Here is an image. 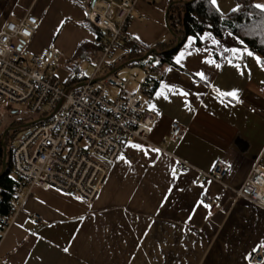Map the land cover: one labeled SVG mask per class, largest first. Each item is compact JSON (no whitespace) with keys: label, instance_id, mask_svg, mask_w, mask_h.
Returning a JSON list of instances; mask_svg holds the SVG:
<instances>
[{"label":"crops","instance_id":"0c3cea01","mask_svg":"<svg viewBox=\"0 0 264 264\" xmlns=\"http://www.w3.org/2000/svg\"><path fill=\"white\" fill-rule=\"evenodd\" d=\"M217 4L223 14L237 7L235 0ZM170 5L169 0H137L129 28L137 44L155 51L156 44L172 42L166 16ZM27 13L38 18L39 26L21 46L25 58L48 46L71 60L91 62L99 56L96 32L83 26L80 0H0V30ZM42 27L50 31L40 39ZM239 40L229 31L217 36L206 30L198 40L186 37L173 62L160 66L157 84L143 99L142 108L156 114L150 144L126 140L90 204L56 188L34 186L0 236V264H264V257L257 263L245 259L264 242V206L233 193L256 162L264 166V64ZM234 47H247L253 56L228 51ZM124 49L107 57L112 58L103 67L109 63L112 69L93 82L107 73L133 70L141 78L142 68L128 64ZM92 74L75 84L73 76L85 75L59 82L80 85ZM233 89L239 102L217 91ZM172 122L182 130L177 140L167 141ZM180 162L188 166L180 170ZM218 162L226 166L219 182L196 181L199 172H210ZM205 197L218 206L205 207ZM33 214L41 221L35 222Z\"/></svg>","mask_w":264,"mask_h":264},{"label":"built area","instance_id":"2783aa9c","mask_svg":"<svg viewBox=\"0 0 264 264\" xmlns=\"http://www.w3.org/2000/svg\"><path fill=\"white\" fill-rule=\"evenodd\" d=\"M80 1L85 18L101 33L98 60L91 61L92 78L80 85L66 87L56 78L53 71L59 53L54 47H44L29 58L23 56L21 46L38 26L35 15L27 13L18 22H6L1 27L0 101L9 106L24 105L35 117L10 151L11 169L20 183L12 191L10 215L0 222V236L34 186L56 188L90 204L124 142L137 139L150 144V126L156 114L142 108V102L156 85L159 68L150 62L142 68L140 79L139 71L133 70L124 75L107 73L92 81L102 72L108 56L134 42L129 28L137 0ZM110 88L117 89L115 97ZM181 130L178 122H172L167 141L177 140ZM187 166L183 162L178 165L180 170ZM225 170L226 166L218 162L210 172H199L196 181L219 182ZM233 193L264 206V166L256 162ZM203 202L211 208L218 206L217 200L207 197ZM32 218L41 221L37 214ZM263 257L260 246L248 261L257 263Z\"/></svg>","mask_w":264,"mask_h":264},{"label":"trees","instance_id":"16d2710c","mask_svg":"<svg viewBox=\"0 0 264 264\" xmlns=\"http://www.w3.org/2000/svg\"><path fill=\"white\" fill-rule=\"evenodd\" d=\"M169 1L171 5L168 8L167 25L173 35L172 42L162 46L156 44L155 51L144 57L148 48L142 47L134 41L132 45L124 49V58L128 64L143 68L146 63L152 62L155 67L160 68L163 63H172L173 54L186 37L193 36L198 40L200 34L206 30L217 36H221L227 31L233 33L243 40L249 49L260 55L264 61V12L254 7V0H235L237 7L226 14L217 11L210 0ZM83 26L95 31L97 39L101 35L98 29L86 19ZM82 45H79L76 54L81 51ZM110 65L105 63L102 71L112 69ZM86 79V76L80 78L73 76L71 83L75 84ZM16 125L18 126L20 123L16 122ZM6 137L7 133L4 135V141ZM2 151L0 146V222L10 215L12 191L20 183L19 177L11 169V150L6 154L5 168H2Z\"/></svg>","mask_w":264,"mask_h":264},{"label":"rangeland","instance_id":"374dc122","mask_svg":"<svg viewBox=\"0 0 264 264\" xmlns=\"http://www.w3.org/2000/svg\"><path fill=\"white\" fill-rule=\"evenodd\" d=\"M39 26V24H38ZM49 29H42L39 31L38 35L41 37L49 36ZM29 46V43L26 44V47ZM28 57V56H27ZM114 57V56H113ZM98 56L94 58L92 61H97ZM112 58V57H111ZM110 57L107 59H111ZM78 67V71H76ZM75 70V71H74ZM94 68L90 61L88 60H76L67 58V56L63 55L58 57L56 63L54 65V75L56 78L63 83L66 82L71 75L75 73L79 75L91 76ZM111 92L116 93V88H110ZM34 114L29 112L28 109L24 105H7V103L0 101V143L3 141L0 146L2 149L5 148L6 154L11 150L12 146L16 144L18 139L25 133L31 126L24 127L28 121H31L34 118ZM16 122L20 123V125H16ZM15 124V125H14ZM8 129V130H7ZM7 133V137L4 139V135Z\"/></svg>","mask_w":264,"mask_h":264},{"label":"snow or ice","instance_id":"6c2138e0","mask_svg":"<svg viewBox=\"0 0 264 264\" xmlns=\"http://www.w3.org/2000/svg\"><path fill=\"white\" fill-rule=\"evenodd\" d=\"M210 2L212 3V5L214 7H216L217 11H219V6L217 4V0H210ZM254 7L257 8V9H260L261 12H264V4L257 3V4L254 5ZM205 35H209V34L206 33ZM188 39L191 42V40L193 38L192 37H189ZM213 43H218V41H215L214 40ZM239 43L241 45H243L244 44V41L243 40H239ZM228 51H231L233 54L253 56V53L247 47H240V48L234 47V48L228 49ZM183 56H184V53L183 52H181V53L178 54V56L176 58L177 63L180 62V60L183 58ZM255 59H256L257 63L264 64V61H262L260 57H255ZM208 63H214V61L209 60ZM216 67H220V65L217 64ZM196 75H198L202 80L205 79L204 74L201 73V72L196 73ZM165 87H167V86H165ZM217 91H218V94L219 95L231 97L232 99L237 100V102H239L237 90L233 89V90L227 91V92H220L219 90H217ZM157 94L158 95H161L162 93H157ZM182 95H187V93H182ZM150 107L154 109L155 108V105H150ZM157 114H159V113H157ZM131 146L132 147H135V148H138V149L141 148V145H138V144H132ZM152 151L159 152V149H153ZM173 175H175V173H173ZM78 199H79V197H78ZM204 206L205 207H209L208 205H204ZM260 246H264V242H261V245H258L257 247H260ZM256 250H257V248H253L252 251L255 252ZM64 251L67 252L68 249L65 248ZM245 259H249V257H245Z\"/></svg>","mask_w":264,"mask_h":264},{"label":"water","instance_id":"95a60500","mask_svg":"<svg viewBox=\"0 0 264 264\" xmlns=\"http://www.w3.org/2000/svg\"><path fill=\"white\" fill-rule=\"evenodd\" d=\"M192 1V0H191ZM166 16H167V13H166ZM167 28H168V30L170 31V28H169V26L167 25ZM176 45H177V43H176ZM152 51H154L153 49L152 50H149L147 53H146V56L147 55H149ZM34 122H28V123H25L23 126L24 127H27V126H29V125H31V124H33ZM8 130V129H7ZM3 153H2V168H5V163H6V151H5V148L3 149V151H2Z\"/></svg>","mask_w":264,"mask_h":264},{"label":"bare ground","instance_id":"6f19581e","mask_svg":"<svg viewBox=\"0 0 264 264\" xmlns=\"http://www.w3.org/2000/svg\"><path fill=\"white\" fill-rule=\"evenodd\" d=\"M16 176V175H15Z\"/></svg>","mask_w":264,"mask_h":264}]
</instances>
